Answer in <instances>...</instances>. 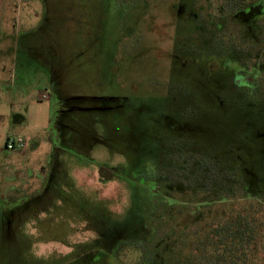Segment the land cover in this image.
<instances>
[{
    "label": "rangeland",
    "instance_id": "obj_1",
    "mask_svg": "<svg viewBox=\"0 0 264 264\" xmlns=\"http://www.w3.org/2000/svg\"><path fill=\"white\" fill-rule=\"evenodd\" d=\"M204 1L0 0V198L7 200L0 220L16 207L19 214L32 211L19 228L31 248L23 236H0V264H198L194 246L174 245L193 202L179 209L157 201L155 232L146 235L147 178L169 175L167 184L175 186L188 153L216 157L222 170L238 157L237 165L264 178V80L244 100L232 90L228 69L201 75L215 20L206 12L198 18L195 6ZM176 3L186 17L170 22ZM254 15L233 17L230 70L259 50L264 66L260 35L247 26ZM53 76L72 96L59 143L50 132L58 109L48 84ZM46 91L50 98L40 101ZM17 137L25 151H7V140ZM54 166L63 193L42 209L50 198L39 191ZM168 193L175 202L195 198ZM68 212L84 222L90 217L92 226L62 219ZM184 228L188 235L195 230ZM252 264H264V250Z\"/></svg>",
    "mask_w": 264,
    "mask_h": 264
},
{
    "label": "trees",
    "instance_id": "obj_2",
    "mask_svg": "<svg viewBox=\"0 0 264 264\" xmlns=\"http://www.w3.org/2000/svg\"><path fill=\"white\" fill-rule=\"evenodd\" d=\"M233 160L234 166L222 170L219 166L220 161L216 157L208 159L207 156L203 158L188 153V157L181 160V166L174 173V178L178 182L175 186L167 184L173 179L169 175L160 174L157 177L147 178L150 179L151 185L147 183L145 190L147 198L143 204V211L148 220H151L148 224L150 232L147 231L146 235L150 237L155 232L153 217L157 205L163 203V206L167 208L180 206L179 209H183L187 208L183 206H188L189 202H193L190 204L193 206L187 208L189 218H192L189 219L188 224L182 223L184 226H181L176 236V241H178L174 243L176 250L180 251L184 248L186 250L194 246L195 249L192 251L196 253L193 255L198 264H252L257 262L259 251L264 250V189L254 191L250 185L252 183L250 173L236 164V160L240 161L238 157ZM192 184L199 185L193 186ZM156 187L164 198L156 196L159 193ZM177 189L183 195L193 194L195 198L175 202L169 196L168 191L175 192ZM165 199H168L169 203ZM241 201L246 203L238 204ZM3 202L7 200L0 198V203ZM202 219L204 222L199 225ZM170 220L173 218L170 217ZM169 224L167 223L168 226ZM190 225H194L195 228L191 232L192 235L185 233L184 227L190 228ZM166 234H168L167 238L171 239L174 231L171 229ZM0 236H2L1 227ZM164 242V238L158 241L159 244ZM148 254H150L149 250L144 253V256L148 257Z\"/></svg>",
    "mask_w": 264,
    "mask_h": 264
},
{
    "label": "flooded vegetation",
    "instance_id": "obj_3",
    "mask_svg": "<svg viewBox=\"0 0 264 264\" xmlns=\"http://www.w3.org/2000/svg\"><path fill=\"white\" fill-rule=\"evenodd\" d=\"M210 1L211 0H205L204 5L197 4V6H195V7H199L200 12L198 13L199 15L198 18H201V12H206L210 15L211 18L212 17L215 18L213 23V30H212L214 32V36L213 38H211L213 42L212 43L213 45H211L212 51L210 52V54H204L203 55L204 57H202L203 73H201V75H204L207 78V76L212 75L213 72H216L218 70L225 71L228 69V73L231 75L232 78V90L241 93L240 95L241 99L245 100V98L246 99L248 98L251 89L256 85L261 86L262 81L264 80V66H262L260 61L261 60L259 55L260 50L258 51L259 53L256 54L255 57L246 56V57L238 58L237 64H235V68L230 70L229 68H226L228 65H230L229 62L232 61L231 58H229L231 54H228L229 52L232 51V47H229L232 45L229 43H232L233 39L235 38V34L237 33V30L234 27L237 25L234 22V18L235 19L237 17L244 18L246 16H248L249 18L254 13L255 14L254 18H252V20L251 19L249 20V24L247 26L248 28H250V26L256 27V30L260 35L256 42H258V46L260 47L261 45L264 46V0H215L213 1L215 2V5H212ZM174 12H175V19L173 20L171 18L170 22L171 21L175 22L181 19L182 20L185 19L186 14L184 8H182V4L176 3L174 5V8L172 7V14ZM229 20H231V22H229ZM235 30L236 32H234ZM261 37H263V39L260 41ZM227 43L229 46L227 45ZM225 50H227L228 52H225ZM48 84L58 105L55 118L51 124L50 132L53 139L56 138L58 143H59V139L65 142L67 136L66 130L68 128V124L62 118L71 108L70 99L72 96L67 94V92H61V90L58 89L57 87L58 81L55 78V76L50 77ZM78 109L81 110L86 108L78 106ZM75 124L76 122L71 123L72 128H74ZM250 176L252 178V183L250 185L251 187H253L254 191H260V190L263 191L264 178L256 174L254 175L250 174ZM60 182H61V177L58 174L57 167L55 166L50 167L49 171L46 172L45 182L42 184V188L39 191L41 193H44L46 197H49L50 202L48 203V205L46 204L42 209L47 208L49 205L54 203L53 202L54 199H56L58 196H61V193L63 192L60 191L57 187V185ZM35 195L37 194L35 193L32 196L30 195L31 197L28 200H32ZM18 211L20 210L18 207H16L10 212H7L6 213L7 215H5L2 218V220H0L2 236L12 232L11 236L18 238L19 237L21 238V236L25 237L26 239L24 241L25 242L24 245L25 248L29 250L32 246V243H30L31 237L25 235L23 232H20L19 228L22 227L20 226L21 224L27 225L26 222L31 219L32 211H28V213L25 212L21 213L24 214L23 217L21 218L19 217L21 216V214H19ZM61 218L73 220L76 224L78 223V225L83 221L82 218H77L75 213H69V212L67 213L66 217L62 216ZM63 222L67 223L64 220L60 221L61 224ZM87 222L89 223L91 222L90 217H89V221ZM87 222L83 221L84 223L83 226L85 225L86 228L91 227L92 225L88 224ZM47 227L48 226H44L45 231ZM39 229H41L40 225H39ZM39 229H38V233H39ZM16 231L17 234H13Z\"/></svg>",
    "mask_w": 264,
    "mask_h": 264
},
{
    "label": "built area",
    "instance_id": "obj_4",
    "mask_svg": "<svg viewBox=\"0 0 264 264\" xmlns=\"http://www.w3.org/2000/svg\"><path fill=\"white\" fill-rule=\"evenodd\" d=\"M50 98V93L46 91V93L39 92V100L45 101ZM27 143L21 137H17L16 139H8L5 145V149L7 151H20L24 152L26 149Z\"/></svg>",
    "mask_w": 264,
    "mask_h": 264
}]
</instances>
